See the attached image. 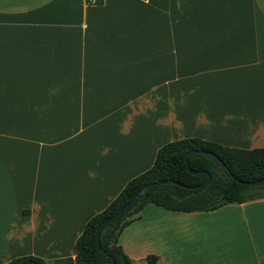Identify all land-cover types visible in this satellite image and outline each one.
Returning a JSON list of instances; mask_svg holds the SVG:
<instances>
[{"label":"crops","instance_id":"0c3cea01","mask_svg":"<svg viewBox=\"0 0 264 264\" xmlns=\"http://www.w3.org/2000/svg\"><path fill=\"white\" fill-rule=\"evenodd\" d=\"M264 149V0H0V264L74 258L164 144ZM134 263L264 264V198L146 205Z\"/></svg>","mask_w":264,"mask_h":264},{"label":"trees","instance_id":"16d2710c","mask_svg":"<svg viewBox=\"0 0 264 264\" xmlns=\"http://www.w3.org/2000/svg\"><path fill=\"white\" fill-rule=\"evenodd\" d=\"M87 5H101V0H84ZM188 151L210 153L214 158L200 154H189L187 166L193 172H205L210 178L198 190H184L174 185L150 188L122 215L102 228L99 246L113 264H134L117 245V238L124 227L139 218L140 210L154 205L165 210L191 213L208 212L224 205L240 204L248 200L264 198V149L239 150L185 138L162 145L155 153L152 166L131 178L99 213L90 217L74 242V258L43 261L26 256L12 259L6 264H110L94 245L95 229L107 218L116 214L145 185L161 181H174L188 187L200 185L204 175H191L185 168L184 155ZM254 184H243V183ZM143 264H156L157 257L147 255Z\"/></svg>","mask_w":264,"mask_h":264},{"label":"water","instance_id":"95a60500","mask_svg":"<svg viewBox=\"0 0 264 264\" xmlns=\"http://www.w3.org/2000/svg\"><path fill=\"white\" fill-rule=\"evenodd\" d=\"M189 154H200V155H206V156H210L212 158H214V156L210 153H205V152H199V151H188L185 155H184V163H185V168L186 170L188 171L189 174L191 175H204L205 176V180L198 186H194V187H188V186H183L181 184H178L174 181H161V182H156V183H150V184H147L145 186H143L132 198L131 200L126 203L116 214H114L113 216L107 218L106 220H104L101 224H99L96 229H95V237H94V245H95V248L96 250L104 255V251L100 248L99 246V234H100V231L102 230L103 227H105L108 223H110L111 221H113L117 216L119 215H122L124 212H126L130 207H132L136 201L145 193L147 192L150 188L154 187V186H160V185H174V186H177V187H180L184 190H198V189H201L204 185H206L209 181V178L210 176L205 173V172H193V171H190L188 169V166H187V162H186V158ZM264 180V179H263ZM243 184H254V183H243ZM108 259H109V262L110 264H113V260L111 257L109 256H106ZM26 264H37V263H34V262H27Z\"/></svg>","mask_w":264,"mask_h":264},{"label":"rangeland","instance_id":"374dc122","mask_svg":"<svg viewBox=\"0 0 264 264\" xmlns=\"http://www.w3.org/2000/svg\"><path fill=\"white\" fill-rule=\"evenodd\" d=\"M134 264H141V263H134ZM143 264V263H142Z\"/></svg>","mask_w":264,"mask_h":264}]
</instances>
